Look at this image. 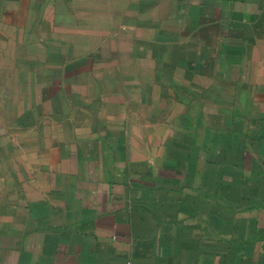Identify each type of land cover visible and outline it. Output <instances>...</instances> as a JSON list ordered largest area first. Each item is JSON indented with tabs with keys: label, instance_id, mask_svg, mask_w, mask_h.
I'll use <instances>...</instances> for the list:
<instances>
[{
	"label": "crops",
	"instance_id": "obj_1",
	"mask_svg": "<svg viewBox=\"0 0 264 264\" xmlns=\"http://www.w3.org/2000/svg\"><path fill=\"white\" fill-rule=\"evenodd\" d=\"M0 264H264V0H0Z\"/></svg>",
	"mask_w": 264,
	"mask_h": 264
}]
</instances>
